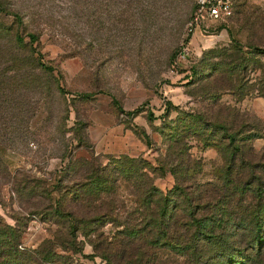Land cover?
<instances>
[{
  "label": "rangeland",
  "instance_id": "rangeland-1",
  "mask_svg": "<svg viewBox=\"0 0 264 264\" xmlns=\"http://www.w3.org/2000/svg\"><path fill=\"white\" fill-rule=\"evenodd\" d=\"M194 8V0H0V216L27 220L21 249L36 250L57 229L34 211L47 183H70L85 162L128 156L155 165L189 129L183 144L200 165L192 179L213 181L221 160L202 142V120L231 113L242 129H264V0H232L228 19L188 33ZM15 32L38 36L32 46L62 91L11 61L23 55ZM227 68L230 85L218 76ZM253 146L264 148V138ZM154 184L166 191L174 176ZM78 240L74 264H101Z\"/></svg>",
  "mask_w": 264,
  "mask_h": 264
},
{
  "label": "trees",
  "instance_id": "trees-1",
  "mask_svg": "<svg viewBox=\"0 0 264 264\" xmlns=\"http://www.w3.org/2000/svg\"><path fill=\"white\" fill-rule=\"evenodd\" d=\"M14 39L23 55L11 61L39 70L50 89L62 91L56 68L32 46L38 36L15 32ZM231 72L220 70L218 76L230 85ZM262 75L257 91L264 97V68ZM230 115L202 120V142L221 160L213 181L192 179L200 165L190 161L183 144L189 129L155 165L128 156L85 162L89 166L70 183L55 179L44 188L34 211L57 229L36 250L19 247L26 219L9 224L0 216V264H74L80 236L101 264H264V148L253 146L264 129L255 123L254 129H242L243 120ZM138 134L151 145L144 130ZM166 172L174 185L162 191L154 178ZM122 187L126 195L120 194ZM108 224L113 232L106 234Z\"/></svg>",
  "mask_w": 264,
  "mask_h": 264
},
{
  "label": "built area",
  "instance_id": "built-area-1",
  "mask_svg": "<svg viewBox=\"0 0 264 264\" xmlns=\"http://www.w3.org/2000/svg\"><path fill=\"white\" fill-rule=\"evenodd\" d=\"M194 13L188 24V33L200 27L203 21H225L232 14V0H194ZM185 51L187 47L184 48Z\"/></svg>",
  "mask_w": 264,
  "mask_h": 264
}]
</instances>
